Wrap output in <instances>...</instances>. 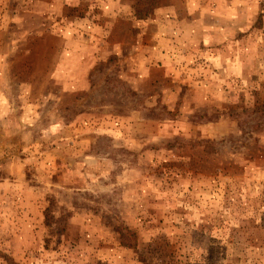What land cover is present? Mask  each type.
<instances>
[{
  "label": "rangeland",
  "instance_id": "rangeland-1",
  "mask_svg": "<svg viewBox=\"0 0 264 264\" xmlns=\"http://www.w3.org/2000/svg\"><path fill=\"white\" fill-rule=\"evenodd\" d=\"M150 2L0 0V264H264V0Z\"/></svg>",
  "mask_w": 264,
  "mask_h": 264
},
{
  "label": "trees",
  "instance_id": "trees-1",
  "mask_svg": "<svg viewBox=\"0 0 264 264\" xmlns=\"http://www.w3.org/2000/svg\"><path fill=\"white\" fill-rule=\"evenodd\" d=\"M157 1H159V0H151V2L149 3V6H150L149 8L153 7L154 6V3L157 2ZM148 13H149V11L147 12V14ZM261 108H264V104L262 105ZM131 237L133 238V236H131ZM132 240L134 241V244H133V246H134L135 245V240L134 239H132Z\"/></svg>",
  "mask_w": 264,
  "mask_h": 264
}]
</instances>
